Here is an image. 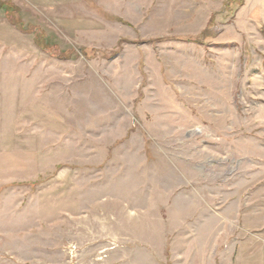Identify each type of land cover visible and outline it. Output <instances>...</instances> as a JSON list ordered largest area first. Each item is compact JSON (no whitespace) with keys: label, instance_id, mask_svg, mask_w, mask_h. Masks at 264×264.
Instances as JSON below:
<instances>
[{"label":"rangeland","instance_id":"374dc122","mask_svg":"<svg viewBox=\"0 0 264 264\" xmlns=\"http://www.w3.org/2000/svg\"><path fill=\"white\" fill-rule=\"evenodd\" d=\"M192 251L264 264V0H0V264Z\"/></svg>","mask_w":264,"mask_h":264},{"label":"crops","instance_id":"0c3cea01","mask_svg":"<svg viewBox=\"0 0 264 264\" xmlns=\"http://www.w3.org/2000/svg\"><path fill=\"white\" fill-rule=\"evenodd\" d=\"M195 252L196 251H192V254L190 255V257H189V260H188V263L189 264H197L196 263V259H195V256H196V254H195ZM204 252V251H203ZM238 256H239V254L237 255V257H236V261L234 262V263H232V264H242V262H240L239 261V258H238ZM234 260V259H233ZM211 261L213 262V264H216V261L214 260H211V258L210 257H202V259H200V261L198 262V264H210L211 263ZM231 264V263H230Z\"/></svg>","mask_w":264,"mask_h":264},{"label":"trees","instance_id":"16d2710c","mask_svg":"<svg viewBox=\"0 0 264 264\" xmlns=\"http://www.w3.org/2000/svg\"><path fill=\"white\" fill-rule=\"evenodd\" d=\"M232 2L234 3V1H228V2H227V5H230ZM233 3H232V4H233ZM13 9H14V7H13ZM17 10H18V9H16V11H17Z\"/></svg>","mask_w":264,"mask_h":264}]
</instances>
